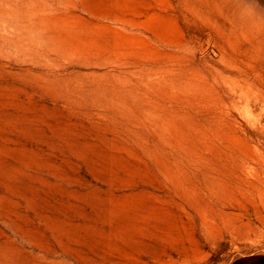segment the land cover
<instances>
[{
	"label": "rangeland",
	"instance_id": "374dc122",
	"mask_svg": "<svg viewBox=\"0 0 264 264\" xmlns=\"http://www.w3.org/2000/svg\"><path fill=\"white\" fill-rule=\"evenodd\" d=\"M0 264H264V0H0Z\"/></svg>",
	"mask_w": 264,
	"mask_h": 264
}]
</instances>
